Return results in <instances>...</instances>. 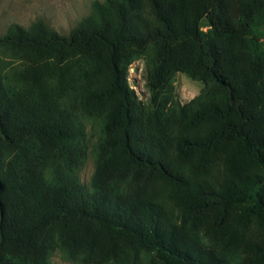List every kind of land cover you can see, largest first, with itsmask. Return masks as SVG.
<instances>
[{
  "label": "trees",
  "instance_id": "trees-1",
  "mask_svg": "<svg viewBox=\"0 0 264 264\" xmlns=\"http://www.w3.org/2000/svg\"><path fill=\"white\" fill-rule=\"evenodd\" d=\"M141 59L148 102L129 84ZM178 73L205 84L186 104ZM58 249L264 264V0H96L67 35L39 18L0 36V264Z\"/></svg>",
  "mask_w": 264,
  "mask_h": 264
},
{
  "label": "rangeland",
  "instance_id": "rangeland-1",
  "mask_svg": "<svg viewBox=\"0 0 264 264\" xmlns=\"http://www.w3.org/2000/svg\"><path fill=\"white\" fill-rule=\"evenodd\" d=\"M94 1L96 0H1L0 36L6 34L13 24L29 27L39 18L46 20L60 34L67 35L81 19L90 15ZM208 29L204 27V30ZM129 84L136 90L141 100L149 101L150 92L146 82L144 59L136 61L131 66ZM173 86L175 98L182 104L198 97L205 88L203 82L193 80L183 73L176 74ZM87 133L89 151L80 176L83 183L89 185L95 171L100 131L93 122H88ZM51 262L52 264H79L72 261L60 249L51 255Z\"/></svg>",
  "mask_w": 264,
  "mask_h": 264
},
{
  "label": "water",
  "instance_id": "water-1",
  "mask_svg": "<svg viewBox=\"0 0 264 264\" xmlns=\"http://www.w3.org/2000/svg\"><path fill=\"white\" fill-rule=\"evenodd\" d=\"M237 101L233 100V103H236Z\"/></svg>",
  "mask_w": 264,
  "mask_h": 264
}]
</instances>
